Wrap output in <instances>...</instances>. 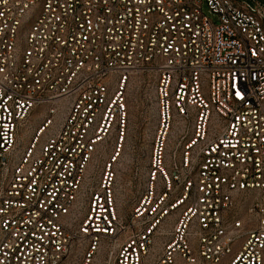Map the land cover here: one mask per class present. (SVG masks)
<instances>
[{"label":"built area","instance_id":"2783aa9c","mask_svg":"<svg viewBox=\"0 0 264 264\" xmlns=\"http://www.w3.org/2000/svg\"><path fill=\"white\" fill-rule=\"evenodd\" d=\"M137 71L155 128L122 214ZM102 253L264 264V0H0V264Z\"/></svg>","mask_w":264,"mask_h":264},{"label":"rangeland","instance_id":"374dc122","mask_svg":"<svg viewBox=\"0 0 264 264\" xmlns=\"http://www.w3.org/2000/svg\"><path fill=\"white\" fill-rule=\"evenodd\" d=\"M240 1L251 3V0ZM203 10L209 15L206 7ZM155 81L154 73L137 71L132 74L128 84V129L117 169V197L122 214L130 211L142 192V175L149 161L150 141L147 140V135L155 118L153 101ZM139 116L142 117L140 121ZM98 258L100 264L110 261L107 253H102Z\"/></svg>","mask_w":264,"mask_h":264},{"label":"crops","instance_id":"0c3cea01","mask_svg":"<svg viewBox=\"0 0 264 264\" xmlns=\"http://www.w3.org/2000/svg\"><path fill=\"white\" fill-rule=\"evenodd\" d=\"M142 120V117L139 116V121ZM154 128H155V118H154V124L152 125V127L149 129V133L147 135V140L150 141V145H149V150H150V146H151V141H152V137L154 134Z\"/></svg>","mask_w":264,"mask_h":264}]
</instances>
